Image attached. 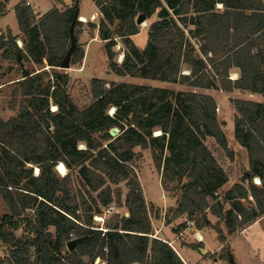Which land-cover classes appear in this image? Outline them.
Wrapping results in <instances>:
<instances>
[{
  "label": "trees",
  "instance_id": "trees-1",
  "mask_svg": "<svg viewBox=\"0 0 264 264\" xmlns=\"http://www.w3.org/2000/svg\"><path fill=\"white\" fill-rule=\"evenodd\" d=\"M79 1L65 11L50 10L38 23L29 21L27 7L17 6L24 47L10 31L6 37L1 34L4 58L59 68L74 25L71 65L81 63ZM92 1L102 16L92 26L106 43L108 66L116 75L264 97V0ZM5 5L0 2V18ZM156 14L141 50L132 40L140 33L137 19L147 21ZM117 40L125 48L122 64L113 52ZM233 69L239 71L237 80L231 79ZM30 73L16 82L22 97L17 116L0 119V195L8 209L0 216V241L9 246V256L0 264H96L98 259L100 264H185L168 243L153 238L144 191L132 165L136 147L160 146L161 156L168 151L157 163L162 168L164 161L163 186L181 184L172 219L186 215L199 230L215 228L225 244L223 260L233 256L220 223L234 234L264 218V103L232 101L235 139L247 151L249 170L240 184L219 196L229 175L207 142L215 140L230 159L234 152L218 122L213 96L94 79L93 101L79 109L68 93V74L54 73L45 81L46 72ZM110 109H115L113 115ZM49 123L52 133L45 129ZM114 128L120 129L116 138L110 135ZM156 131L161 134L154 136ZM59 163L75 173L61 177ZM30 165L39 169L37 176ZM121 182L128 188L124 206L129 216L112 213L102 227L95 217H104L114 203L109 184ZM208 212L219 219L216 226ZM81 238L85 240L70 252L68 243Z\"/></svg>",
  "mask_w": 264,
  "mask_h": 264
},
{
  "label": "rangeland",
  "instance_id": "rangeland-1",
  "mask_svg": "<svg viewBox=\"0 0 264 264\" xmlns=\"http://www.w3.org/2000/svg\"><path fill=\"white\" fill-rule=\"evenodd\" d=\"M28 1L31 6L26 5ZM19 5H24L29 9L30 22L38 23L41 16H43L42 13L46 14L54 8H58L60 11H65L73 6V0H12L8 6V9H11L12 7V10L2 24L5 26L8 25L11 29L15 30L14 32L10 29L1 30V34L6 37L10 31L11 34L17 38L18 46L23 48L24 46L21 40L24 35L19 29L15 14L16 7ZM14 6H16L15 9ZM79 9L80 15L85 17V21L81 20V17L78 18V21H80L82 25L76 30L79 47L85 55L83 61L77 65H71L69 70H62L60 68H51L47 66L46 63L43 66H39L28 60H20L24 64L25 69L28 72H46L49 76H46L45 81H48V78L54 73L68 74L70 76L68 93L79 109H84L92 103L91 83L94 79H102L109 84L126 83L134 86L164 88L172 90L177 94L195 91L200 94L213 96L218 104V122L227 137L229 148L234 152V158L230 159L226 152L216 144L215 140L209 139L207 142L208 148L212 151L222 168L230 176L229 183L218 191L219 196H222L223 193L231 190L233 185L240 184L244 173L249 170V159L246 149L243 148L235 139L234 121L237 112L232 104V101L244 99L264 103V97L257 94L239 92L238 90L231 93L217 89L195 90L188 85L180 83L161 82L131 75L124 77L118 76L109 69L106 43L100 40L98 30L92 26H98L102 17L101 14L95 15V13H99L96 4L92 0H80ZM157 19L156 14L150 20L143 22L140 25V33L132 37V40L139 49L144 50L146 48L148 43V32L151 25L156 22ZM117 43V46L113 48V52L115 53L116 62L118 64H122L125 60V48L121 40H117ZM195 43L197 45L199 44L198 41H195ZM3 53H5V50L0 49V119L7 121L12 117L17 116L19 112V105L22 101V97L20 96L19 86L16 82L22 80L23 71L17 61L5 59ZM187 69V67L183 69L185 74L188 73ZM237 72V69H233L231 71V78H237ZM56 110V106L52 105L50 111L55 112ZM113 111L115 110L110 109L109 114H114L115 112L113 113ZM51 130H54L52 125ZM157 132L159 131L154 132V136H158ZM79 149H85V146L80 144ZM134 152L136 158L133 160L132 165L138 175L144 191L154 231L153 238H156L158 228L162 227L164 224L167 225L174 221L172 217L177 209L178 202L182 195L181 184L177 182H167L165 186L162 185V170L164 168V161L161 164L162 168H160V165L157 163V158L159 159L162 156L165 158L168 156L169 153L167 150H164L162 156L160 146H151L147 149L136 147ZM30 166L33 167L34 175L37 176L39 169L36 166ZM61 170L60 172L57 171L61 177H64L67 174L75 173V171L67 169L65 165L64 168H61ZM257 182H259L258 179H255L254 183L256 184ZM10 183L12 184L11 181ZM109 186L111 187L112 199L114 200V203L111 205V208H113L114 211L113 213L128 217V210L124 206L126 195L128 193L126 182L109 184ZM245 186L248 187V183H246ZM163 192L170 199L168 204L163 203ZM7 212V206L0 195V216L6 214ZM111 215L107 216V218H110ZM208 218L213 226H216L219 223V219L209 212ZM176 221L177 222H175L174 227L176 228L177 235L172 236L173 240L176 242L175 244H177H174L175 248L180 252V248H189L193 245H199V249L195 250L196 254H193L192 252L188 253L189 257L187 256V258L189 260L196 255V257H198V264H231L230 261L223 260L221 257L222 249L225 244L218 240V234L215 228L206 227L199 230L196 228L194 223L189 222L186 215L176 219ZM96 223L102 227L105 224V222L100 219H98ZM220 228L222 229L226 239H229L227 244L229 246L230 253L237 264H260L262 251H258L256 253L251 252L248 243H255L253 246L262 244L263 236L261 234L258 235L257 231L258 229H261L264 232V222L246 233L243 232L245 228L239 229L236 233H234V235L237 234L235 237H232L234 236L233 234H229V228L226 226L225 222L220 223ZM200 231L207 232L206 236L208 242L206 244L198 242L201 241L198 239V236H201L203 239V235H201ZM21 234L22 232L20 231L18 235ZM166 237L167 236L163 234L158 235V238L171 243V241ZM200 249L207 250V253H202ZM8 256L9 246L0 241V259L5 261Z\"/></svg>",
  "mask_w": 264,
  "mask_h": 264
},
{
  "label": "crops",
  "instance_id": "crops-1",
  "mask_svg": "<svg viewBox=\"0 0 264 264\" xmlns=\"http://www.w3.org/2000/svg\"><path fill=\"white\" fill-rule=\"evenodd\" d=\"M12 0H8L6 2V0H0V2H3L5 3V12H4V15L0 18V34L2 33L1 30H6V29H10L12 32H14L15 29H11L8 25L5 26L2 24V22L5 20V18L7 17V15L11 12L12 10V7L11 9H8V6H9V3L11 2ZM62 1V0H61ZM29 2V1H28ZM31 6V4H30ZM16 6H14V9H15ZM99 11V10H98ZM16 14V13H15ZM44 15V13H42ZM99 13H95V15H99ZM17 18V16H16ZM239 78V71L237 72V78L233 79L231 78L232 80H237ZM197 90V89H195ZM239 92H243V91H240L238 90ZM246 93H249V92H246ZM208 95V94H207ZM238 100H244V99H238ZM250 101V100H248ZM229 181H230V176H229ZM163 203L165 204H168V201L170 202V199L166 196V194L163 192ZM175 222H177L176 220L172 221L171 223L167 224V225H163L162 227L158 228L157 229V239H160L158 238V235L160 234H163V235H166L167 239L171 241L168 242L164 239H160V240H163L164 242L168 243L175 251L176 253L180 256V258L183 260V262L185 264H198V257H192L190 258V260L187 258V256L189 257V252H192L193 254H196V251L192 248V247H187V248H180V252L175 248L174 244L176 243L174 240H173V237L172 236H176L177 235V231H176V228L174 227V224ZM264 222V218H261L259 220H257L256 222L250 224L249 226L245 227V229L243 230V232H249L250 230L256 228L258 225L262 224ZM204 229V228H203ZM201 235H203V241H198L199 243L203 242L204 244H206L208 241H207V232L206 231H200ZM258 235H262L263 236V242L261 245H258V246H253V244L255 243H251L249 242L248 243V246L249 248L251 249V252L253 253H256V252H260L262 251V259L260 260V264H264V232L261 230V229H258L257 231ZM234 235V234H233ZM237 234H235L234 236L232 237H235ZM227 241H229V239H227ZM177 245V244H175ZM201 251V249H200ZM133 264H139V263H133Z\"/></svg>",
  "mask_w": 264,
  "mask_h": 264
},
{
  "label": "water",
  "instance_id": "water-1",
  "mask_svg": "<svg viewBox=\"0 0 264 264\" xmlns=\"http://www.w3.org/2000/svg\"><path fill=\"white\" fill-rule=\"evenodd\" d=\"M76 18H77V16H76ZM145 21H146L145 17L144 16H140L137 19V24L138 25H141ZM73 27H74V25L72 26V29H71V45H70V48H69V50H68V52L66 54V57L64 58V60L62 61L61 65L59 67L62 70H69L71 68L72 56H73V52H74V49H75V46H76V40H75L74 35H73ZM18 63L20 64V67H21V69L23 71L22 80H24V79L28 78L29 76H31V73L28 72L25 69L24 64L20 61V59H19V62ZM114 112L115 111H113V113ZM45 129L47 130L48 133H52L51 124L50 123L46 126ZM118 133H120V129L119 128H114L113 130L110 131V135L112 137H116L118 135ZM84 240H85V238H81V239H75V240L69 242L68 245H67L68 250L70 252L74 251V249L76 248V246L79 243H82ZM201 252L205 254V253H207V250L201 249ZM229 261H230L231 264H237L235 262L234 258H232V257L229 258ZM99 263H100V261L97 260L96 261V264H99Z\"/></svg>",
  "mask_w": 264,
  "mask_h": 264
},
{
  "label": "built area",
  "instance_id": "built-area-1",
  "mask_svg": "<svg viewBox=\"0 0 264 264\" xmlns=\"http://www.w3.org/2000/svg\"><path fill=\"white\" fill-rule=\"evenodd\" d=\"M26 5L27 6H30V2H27L26 3ZM189 73V72H188ZM187 73V74H188ZM111 115H113V114H111ZM61 166H64V164L63 163H59V165L57 166V170L59 171L60 170V167ZM60 172V171H59ZM39 173H37V175H38ZM259 181V180H258ZM256 184H260V181L259 182H257ZM114 211H113V208H110L107 212H106V215L104 216V217H95V220L97 221L98 219H100L101 221H103L104 222V220H105V218L107 217V216H109L110 214H112ZM198 239L199 240H203L202 239V237L201 236H198ZM100 262H101V260L100 259H98ZM100 264V263H99Z\"/></svg>",
  "mask_w": 264,
  "mask_h": 264
},
{
  "label": "bare ground",
  "instance_id": "bare-ground-1",
  "mask_svg": "<svg viewBox=\"0 0 264 264\" xmlns=\"http://www.w3.org/2000/svg\"><path fill=\"white\" fill-rule=\"evenodd\" d=\"M81 20L85 21V17H81ZM160 134H161L160 132H157V135H160ZM62 167L64 168V166H61V167H60V170H61ZM60 170H59V171H60ZM61 171H63V170H61Z\"/></svg>",
  "mask_w": 264,
  "mask_h": 264
}]
</instances>
